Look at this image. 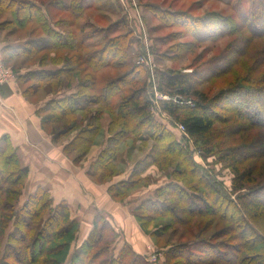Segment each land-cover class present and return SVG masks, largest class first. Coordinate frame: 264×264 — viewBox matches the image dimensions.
Here are the masks:
<instances>
[{
    "label": "trees",
    "instance_id": "obj_1",
    "mask_svg": "<svg viewBox=\"0 0 264 264\" xmlns=\"http://www.w3.org/2000/svg\"><path fill=\"white\" fill-rule=\"evenodd\" d=\"M39 1L0 0V12L8 11L16 19L8 25L23 29L28 22L34 21L39 23L43 33L41 37L31 35V38L18 45L5 42L2 52L4 63L14 57L27 58L36 53L42 54L39 59L40 71L28 77L19 75L17 80L19 84L36 81L34 91L45 85L51 89L50 93L54 97L37 111V115L41 130L50 137L52 143L56 144L76 133L61 147L68 158L76 154L70 159L74 164H79L87 156L97 136L100 116L110 114L111 130L106 144L87 170V175L94 183L104 184L106 181L103 179L112 180L121 173L115 161L120 147L128 141L140 143L142 147L152 142V147L143 159L132 167L128 179L108 186L107 192L114 201L124 202L138 183L147 182L142 175L150 167L160 171L172 169L171 181L156 189L153 197L139 201L133 209L134 218L144 234L159 239L171 225H185L182 217L190 213L193 216L206 215L205 204L208 199L217 203L218 207L221 205V214L228 213L229 220L237 218L242 228L253 234L250 240L242 231L237 235L235 240L238 245L229 259L210 244V237L200 242L182 244L183 247L176 253L173 248L167 251L170 264H173L171 262L174 259L180 264H264V195H261V190H264V164L256 160L264 157V144H260L261 147L254 145L250 151L243 149L233 152L224 148L230 143L235 144L234 139L218 143L220 139L232 138L230 133L239 131H233L228 125L242 119L238 93L244 87L237 88L240 83H249L251 87L245 91L264 98V89H260L264 85V48L258 46L254 58H250L252 62L245 66L247 77L238 74L235 78L237 83H227L218 92H222L220 94L227 102V108L230 107L222 111L224 114L218 108L211 107L210 92L201 90L203 85L229 73L238 60L247 55L252 41L264 39V0H250V19L243 13L241 16L235 13V19L216 15L211 19L210 27L203 24L204 21L209 22V18L192 20L200 24L197 26L191 24L190 18L180 12L162 9L156 4L149 5L140 0L146 13H149L147 18L158 23L150 28L154 34L162 29L184 27L187 31L185 35H188L190 26L194 44L215 41L229 35L237 37L233 46L220 56L219 64L217 62L207 72L195 70L190 74H182L166 69L157 73L161 91L192 103L180 105L164 101L160 102V110L184 128L187 140L192 142L195 152L202 158L216 156L222 165L230 169L233 178L229 194L222 192L214 177L193 162L187 145L179 141L150 111L147 72L141 65L132 62L134 45L139 43L133 37L126 19L100 26L109 20V15H115V1ZM238 1L240 5L244 2ZM230 7L232 11L235 9L232 4ZM87 11L95 13L93 18L87 15ZM117 30L120 33L111 37ZM209 32L211 38L206 37ZM160 41L155 39L157 43ZM164 56L157 52V61L164 60ZM48 61L52 66H45ZM106 68L124 72L115 78L103 79L100 73ZM75 81L76 85L73 86ZM61 86L66 90L74 87L75 92L59 94L57 88ZM255 100L256 103L260 101L257 97ZM254 111L262 119L249 117V127L264 128V109L259 111L255 108ZM218 124L221 127H217ZM250 160L256 162L242 170V161ZM188 170L191 174L189 181L178 179L177 175L188 176ZM137 174H141L140 177ZM27 176L28 169L22 166L9 136H1L0 264H46V260L53 264H63L65 249L70 248L79 224L72 219L66 202L53 205L50 193L42 186H38L21 208L16 210L15 204L22 195ZM97 179L102 183L97 182ZM193 185L201 188L199 194L188 192V188L192 190ZM232 195L236 198L231 199ZM173 204H178L179 209ZM199 204L203 205V210L197 209ZM193 209H197L195 213ZM249 218L254 220L258 229H254ZM93 220L91 230L72 253L67 264H148L126 243L112 255V241L119 234L104 217L96 215ZM158 220L162 223L157 224L156 228L163 231L148 232L146 227ZM98 231L101 233L96 235ZM175 233L177 231L171 234ZM107 234L111 235V241ZM62 238L64 246L60 247L58 241Z\"/></svg>",
    "mask_w": 264,
    "mask_h": 264
},
{
    "label": "rangeland",
    "instance_id": "obj_2",
    "mask_svg": "<svg viewBox=\"0 0 264 264\" xmlns=\"http://www.w3.org/2000/svg\"><path fill=\"white\" fill-rule=\"evenodd\" d=\"M19 1V0H17ZM21 1H36L39 3V0H21ZM42 1H47V0H42ZM115 1L116 5V11L115 15H109L107 22L101 23V25L105 26L107 25L110 21L115 22L120 19H126L128 23L129 29H131L132 34L133 30H135L134 25L129 22L127 19V16L124 14V8L122 6L121 0H113ZM243 4L240 5L238 0H142L143 3H147L149 5L156 4L162 9H169V10H174L176 12H180L182 15L188 16L190 18L189 21H191V24H197L199 26V23H195L192 20H202V19H208L209 22L204 21L203 24L207 27H210V21L211 19H214L216 15H221L225 18L227 17H232L233 19L236 13V16H241L242 13L247 16V18L250 17V8H252V4L250 0H243ZM136 5L138 7L139 12L141 13L143 17V25H144V30L145 34L142 36L143 39L146 40V44L148 43L149 47V52L152 54V59L157 65V70L154 73V87H155V92L151 89V85H148L147 83V97L150 102V111L156 115L157 119L166 126L169 131H171L176 138L179 141H182L185 145L188 147L189 154L192 156L193 162L199 166L202 170L207 171L209 174H211L214 179L218 182V187L219 189L222 190V192H225L229 194L231 185H232V178L233 174L231 173L230 169L222 165L217 160L216 156L209 157L207 159L202 158L198 152H195L194 146L192 145V142L185 136L184 133L180 131L178 128L179 124H176L162 111L160 110V102H166V101H173L176 104L180 105H189L187 104L188 102L191 103L190 100H185V99H180L173 97L172 95H168L167 93H164L163 91L160 90L159 86V78L157 73L159 71H163L166 69H172L174 71H178L180 73H185V74H190L191 71H203L207 72L208 70L212 69L215 67L216 63L221 61L220 56L224 54V52L227 51L229 47H232L233 44L235 43L237 37L235 35H229L223 38H220L215 41H201V43L194 44L192 39H191V29L192 27H188V35H185L187 31H185L184 27H175V28H168V29H162L157 33H153L150 31V28L155 27L158 25L157 21H153L148 19V15L146 11L144 10V7L140 0H135ZM259 3V2H257ZM234 5L235 9L232 11L230 5ZM5 4H1V6H4ZM120 5V7H119ZM118 6V7H117ZM128 8L130 6H127ZM87 15L89 17H92L95 15L93 11H87ZM250 19V18H249ZM15 17L8 13V11L5 12H0V42H1V47L4 46V43L6 42L9 43H23L26 41V39L31 38L32 36L35 37H41L43 36V33L41 31V27L39 23L34 21H30L27 23V25L23 29H18L15 27V25H8L10 23H13L15 21ZM98 22V21H96ZM99 23V22H98ZM148 23V24H147ZM9 31H13L12 33H9ZM114 31L112 33V36H116L120 32ZM116 32V34H115ZM33 33V34H32ZM202 36V34H200ZM211 33L209 32L207 34V38H211ZM133 37L136 38V36L133 34ZM204 38V37H203ZM137 39V38H136ZM155 39L161 40L159 43L155 42ZM138 41V40H137ZM139 44L134 45V55L132 57V62H135L138 59L145 58L147 56V51L145 47L143 46L145 42L138 41ZM188 43V44H187ZM192 43V44H191ZM251 48L250 50L247 51V55H244L238 62L235 64V66L232 67L229 73H226L225 75L203 85L201 90L209 91L210 96H211V107H216L219 109V111H227L230 109V107L227 108V102L222 98L221 94L222 92L218 93L223 87L227 86V83L230 82H236L235 80L236 76L238 74H243L244 76L247 77V71L245 70L246 65H250L252 60L250 59L251 57L254 58V53H256V48L258 49V46L261 48H264V39H259V40H254L251 42ZM231 50V49H230ZM188 51V52H186ZM61 52V51H59ZM157 52L159 54H165L164 60L157 61L156 59V54ZM155 54V55H154ZM179 55V56H177ZM227 54H225L226 56ZM42 56L41 53H36L32 57H14L12 60L8 61L7 63H4L3 61V52L2 49L0 48V59L5 67L6 70L10 71L12 75H14V78L7 84H18L17 77L19 76V73L24 72L25 74L23 76H30L32 73L40 71V63L39 59ZM167 59V60H166ZM215 61V62H213ZM213 62V63H212ZM46 67L52 66L50 61L45 63ZM124 70H115L112 68H106L104 69L100 74V76H103V79H112L120 74H122ZM148 79V77H147ZM74 80V79H73ZM235 83V85H237ZM6 84V85H7ZM36 81H28L27 83H20L21 90L24 91V94H27L30 98L33 99L34 94L37 93V98H43L49 94L51 89L48 87V85H45L41 89L35 90L36 87ZM64 84V82H62ZM232 84V83H231ZM61 85V84H60ZM76 85V81L73 82V86ZM231 87V86H230ZM244 87L243 91H240L238 94L240 95L239 105L241 107V112L242 114L240 117L242 118L241 120H237L235 122H230L228 125L231 126L230 128L234 130H239L238 133L232 134L230 133V136L232 138L229 139H220L218 140V143L221 141L224 142H230V140H233L235 144L230 145L228 144L225 150L229 151H240L245 149L246 150H252V147L254 145H257V147H261L262 144H264V128H250L249 127V120L248 118H258L261 120L262 118L260 116L256 115V112L254 111L255 108H257L259 111L264 109V98L257 96V95H252L249 94L246 91H249V83L243 82L240 83L237 88ZM260 89H264L261 87ZM58 92L57 93H65L64 91L66 90L65 88L58 87L57 88ZM246 90V91H245ZM230 94V93H229ZM231 96V94H230ZM229 96V97H230ZM158 97H166L168 100H157ZM256 97L258 100L256 103ZM164 98V99H166ZM233 99V98H232ZM192 105V103L190 104ZM231 105V104H230ZM258 105V106H257ZM224 114V112H222ZM217 115L219 114L218 112L216 113ZM222 114V115H223ZM228 117V115L226 116ZM224 118V117H223ZM222 118V119H223ZM254 120V119H253ZM112 121V117L110 114L105 113L100 116V128L97 133V136L91 145L92 147L95 146V150L98 149L100 146V143L102 140L104 141V138L106 136H109V131L110 129V123ZM254 122V121H253ZM172 123V125L170 124ZM237 124V125H235ZM251 124V123H250ZM219 126V124L217 125ZM239 127V129H237ZM243 127V128H242ZM249 128L251 130H249ZM247 131V132H246ZM76 133H72L69 137L60 140L58 143L59 146H64L67 144L68 140ZM261 144V145H260ZM263 146V145H262ZM152 147V142H148L145 147L140 144V143H131V141H128L126 145L121 146L119 151H118V156L116 159V166L118 167L119 171H121L120 174L115 175L112 180L109 179H103V181H106L104 184H97L99 185V188L102 191H105L108 186L110 187L113 184H116L119 181H123L128 179L130 171L132 167L137 165V163L143 159V157L146 155L148 150ZM250 148V149H249ZM94 149V148H93ZM223 149V150H224ZM94 150L91 151V155L87 154L82 160H80L79 164H89L91 163L92 160H94V155H92ZM90 152V150H89ZM88 152V153H89ZM245 154L248 152H244ZM76 154L71 155V159L75 156ZM257 162L263 163L264 164V157L260 159H256ZM176 161L178 162L177 158ZM241 163L243 166H240V168L243 170L245 166L249 165L252 162H256L255 160H250V161H242ZM70 164L69 162H67ZM174 165H172L173 168ZM171 170L169 169L168 171H160L156 167H150L147 169L142 177H146L147 182L143 183H138L136 188L134 190L130 191L129 197L124 200V202H116L118 205L114 206L117 211L121 213V216L123 214V218L130 220L131 223L136 222L133 214V209L134 207L139 203L144 198L148 197H153L155 190L163 187L167 182L171 181ZM140 175L141 174H137ZM191 174L188 170V176L185 175H177L178 179L181 180H186L190 179ZM31 178L33 176H30L28 173V176L25 180L24 183V188L21 197L15 204L16 210H19L23 203L26 201L27 197L33 193V191L36 189L35 181H33ZM137 177H134V179H137ZM35 180V177H34ZM97 182L102 183L100 179H97ZM101 185V186H100ZM193 189L190 190L188 188V192H191L193 195L199 194V190L201 188H198V186L193 185ZM47 189V191L50 193L53 205H56L58 199L55 195L54 190ZM196 189V190H194ZM198 189V190H197ZM137 192L135 193V191ZM107 191V190H106ZM196 191V192H194ZM190 193V194H191ZM261 195H264V190H261ZM109 195V194H108ZM222 195V194H220ZM236 195V194H235ZM232 195L231 199H235L236 196ZM109 199L113 200L110 196ZM140 199V200H139ZM139 200L138 202H136ZM195 201V200H194ZM193 203V202H192ZM175 207L177 206L179 209L178 204H173ZM69 206V205H68ZM100 206V205H99ZM187 206V205H186ZM206 215L203 216H197V215H192L188 214V216H184V222L186 223L185 225H171L170 228H167L166 231L163 232V236L159 239H153L150 238L148 235L144 234L142 231L141 235L142 237L140 240L142 241L139 242V247L137 248L138 244L134 243L135 250H137V254H139L143 259L148 258L149 260H145L146 263L148 264H170L167 260V251L173 248V252L176 253L180 247H183L182 244H190L193 242H200L203 241L204 239H210L212 237V240L210 244L215 247L217 251L222 253L225 258L229 259L231 258L232 254L236 250V246L238 245V242L235 240L237 235L242 231L246 237L250 240L253 237L252 232L246 231L245 228H242V223H240V220H237V218H233L231 220L228 219V213L227 215L221 214L222 211L220 210L221 205L218 207L217 203L213 202V200L208 199L206 201ZM91 209V213L94 212V209ZM197 209L203 210L204 207L203 205L201 206L200 204L197 206ZM197 209H193L192 212L195 213ZM72 211H70V215L72 219L74 218L78 222V230L75 231V238L73 239L70 248L65 249L66 255L63 257L65 259L63 264H67L72 253L76 250V248L81 244L83 239L87 235V227L89 226L91 222V215L88 217V219H79V213L76 211L75 207H72ZM205 211V210H204ZM231 212H233L231 210ZM95 213V212H94ZM133 215V216H132ZM120 215L116 214V219L121 217ZM103 217V216H102ZM106 220L110 223V225L114 228V230L119 234V237L115 239V241H112L113 246H112V255H115L123 246V242L126 241V232H121L119 231L118 225L114 222L113 216L106 215L104 216ZM122 218V217H121ZM94 221V220H92ZM164 221V220H163ZM128 222V221H127ZM238 222V223H237ZM249 222L252 223V226L254 229H258V225L256 226V223L254 220L249 218ZM162 222L158 220L157 221H152L149 226L146 227V230L148 232L151 231H163V230H157L156 226L157 224H161ZM127 224V223H126ZM137 227L140 229L138 223L136 222ZM154 225V227H153ZM99 227V226H98ZM257 227V228H256ZM154 228V230H153ZM141 230V229H140ZM172 231H177L175 234H171ZM101 233V231H98L96 235ZM132 232V231H129ZM126 233V234H125ZM109 237L108 238L111 241V235L107 234ZM113 240V239H112ZM64 239H60L58 241L59 246L62 247L64 246L63 243ZM209 241V240H208ZM181 243V244H180ZM131 245V244H130ZM132 246V245H131ZM132 246V247H133ZM133 247V248H134ZM63 256V255H62ZM152 256H155V260H151ZM46 264H53L52 261L46 260ZM173 264H180V262L176 259L172 260Z\"/></svg>",
    "mask_w": 264,
    "mask_h": 264
},
{
    "label": "crops",
    "instance_id": "obj_3",
    "mask_svg": "<svg viewBox=\"0 0 264 264\" xmlns=\"http://www.w3.org/2000/svg\"><path fill=\"white\" fill-rule=\"evenodd\" d=\"M9 44L18 45L21 43ZM3 47H1L0 42V48ZM24 74V72L19 73L21 76ZM64 92L62 94H70L75 92V89L73 87ZM36 96L37 93L32 99L24 94L19 83L0 86V138L3 135L9 136L13 146L17 149L22 166L28 169L30 176H33L31 179L35 181L36 188L42 186L54 190L55 195L58 196L56 204L66 202L71 212H73L72 207L74 206L79 213V219L87 220L91 215V222L86 229L87 234L92 228L94 216L111 215L118 225L119 231L127 233H125L126 241L123 244L133 246L134 243H137L138 248L139 242L142 244L143 240H140L142 232L137 227L136 222L131 223L128 218H123V214L121 216V213L114 207L118 203L109 199L107 188L102 191L99 185L87 175V170L93 160L88 165L74 164L70 158L63 154L62 147L52 143L50 137L41 130L37 111L54 96L52 94L43 98ZM107 138L108 136L104 138V141L102 140L98 149L95 150V146L92 147L88 155L94 150L92 155L97 157L104 148ZM90 208L94 209L95 213H91ZM116 214L122 218L116 219ZM133 247L132 249L137 253Z\"/></svg>",
    "mask_w": 264,
    "mask_h": 264
},
{
    "label": "built area",
    "instance_id": "obj_4",
    "mask_svg": "<svg viewBox=\"0 0 264 264\" xmlns=\"http://www.w3.org/2000/svg\"><path fill=\"white\" fill-rule=\"evenodd\" d=\"M121 3L124 8L123 9L125 12L124 14L127 16V19L129 20V22H131V24L134 25L135 27V30H133V34L136 36L138 41L143 40V42H145L143 46L145 47L147 51V56L145 58L138 59L136 61V64L141 65L146 70L147 77H148L147 83L148 85H151V89L155 92L154 73L158 68L152 59V54L149 52L150 50L148 47V43L146 44V40L142 38V36L145 34L144 25L142 21L143 17L138 10L135 0H121ZM127 6H130V7L128 8ZM13 78H14V75H12L10 71L5 69L0 59V86L6 85ZM164 98L158 97L157 100H168L167 98L166 99ZM187 104L190 105L191 103L188 102ZM178 128L180 129L182 133H184V128L181 125H179ZM144 259L147 261L149 260L147 257ZM151 260H155V256H152Z\"/></svg>",
    "mask_w": 264,
    "mask_h": 264
}]
</instances>
